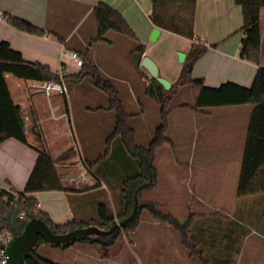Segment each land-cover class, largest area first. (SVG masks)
<instances>
[{"label":"crops","instance_id":"obj_1","mask_svg":"<svg viewBox=\"0 0 264 264\" xmlns=\"http://www.w3.org/2000/svg\"><path fill=\"white\" fill-rule=\"evenodd\" d=\"M99 2H105L120 12L133 29L139 43L145 45L143 54L132 53L133 42L125 36L126 40L120 48L122 55L115 58L118 65L113 69L115 72L122 70L125 74L122 81L129 80L133 84L131 88H137L142 95L143 99L138 103L141 115L146 110V105L157 102L145 94L148 80L153 76L144 67L137 66L135 56H150V37L156 27L161 31L160 36L167 32L154 25L149 17L152 8L150 0H0V12L20 17L46 30L41 36L30 34L12 26L6 17L0 18V42H9L26 60L48 66L53 73L62 71L76 77L83 69L67 53L81 52L89 46L92 51L94 45L100 44L113 47L121 37V34L111 31L107 34L106 41L97 40V24L92 12ZM263 17L264 10L261 19ZM242 25L243 11L235 0H197L195 39L179 35L186 40L180 51L186 53V58L193 45L207 47L193 65L190 73L192 80L202 79L209 87H219L228 82L246 87L253 85L259 66L240 57ZM261 64L264 67V29L261 37ZM183 67L182 65L179 76L169 80L172 85L181 76ZM6 81L14 102L22 108L31 145L14 138L0 144V188L19 192L25 189L38 158L35 148L44 147L53 157L72 149L58 168L61 167L62 173L65 168L68 169L65 175H61L66 190L41 191L30 195L39 200L40 208L55 223L64 224L73 220L91 223L97 218V208L104 197L98 191L105 188L100 176L94 172L98 164L90 167L89 162L105 155L107 150L110 151V156L113 147L117 145L121 161L114 164L108 162L107 172L114 166L119 167L121 173L126 172L125 170L136 172L141 166L125 154L121 136L115 133L116 117L108 116L109 113L112 114L111 110L115 112L110 108L108 92L92 75L67 83V94L54 93L51 96L39 87L38 81L22 80L11 74L6 75ZM135 91L132 89L134 97ZM98 97L103 99L101 103L97 102ZM94 104L98 106L93 107ZM159 107L161 109L160 105ZM253 108L252 104L203 108L208 109L202 112L208 118L202 120L200 125L206 130L207 137L213 135L221 157L214 165L217 168H212L215 173L213 177L201 175L195 178L192 175L191 181L195 178L194 188H202L199 192L206 197L195 195V199L191 200L195 207H191L189 202L188 213L181 223L185 226L182 230V244L172 243L174 232L170 228L166 230L167 233H163L167 244H155L154 238L157 239L160 234L142 228L140 223L133 232L135 261L144 263V260H148L150 264H264V193L246 197H239L237 194ZM97 113L100 116H96ZM101 149H105L102 155ZM155 159L156 154L154 161ZM79 162L81 169L76 174L75 167ZM70 171L74 174H70ZM210 181L218 185L204 187V183ZM221 183H230L229 194L227 190H219ZM151 184L143 187L141 194L147 188L155 189L156 184ZM147 197L150 202L153 200L151 194ZM152 216L150 223L161 225V221L153 213ZM166 226L170 227L169 224ZM77 245H82L85 249L90 246L76 243L69 249L79 247ZM99 258L101 259L100 256ZM76 261H80L77 264H86L85 259Z\"/></svg>","mask_w":264,"mask_h":264},{"label":"trees","instance_id":"obj_2","mask_svg":"<svg viewBox=\"0 0 264 264\" xmlns=\"http://www.w3.org/2000/svg\"><path fill=\"white\" fill-rule=\"evenodd\" d=\"M150 1L152 8L149 17L154 25L174 34L195 39L194 24L197 0ZM235 3L241 6L243 11V25L241 27L243 38L240 57L259 66L253 85L246 87L234 82H228L219 87H209L204 84L202 79L192 80L190 78L191 72L188 71V68L193 66L195 61L207 49V47H200L195 44L189 51L181 76L172 87L180 88L183 85L192 86L195 97V108L244 104L254 105L249 120L245 151L237 188L238 196L246 197L257 193H264V67L261 64V37L263 33L261 13L264 10V0H235ZM92 13L97 24V40L106 41L108 38L107 34L113 31L132 40L134 45L132 53L139 52L143 54L145 52V45L139 43L136 34L127 20L116 9L105 2H99L94 7ZM5 17L12 26L21 31L39 36L46 33L44 28L38 27L20 17L4 14ZM74 52H77L83 59V70L76 77L66 75L64 81L66 84H71L70 82L74 79L78 81L86 75H92L95 81L98 80L99 85L108 92L110 108L114 109L116 113L115 133H119L121 136L125 154L131 160H135L141 164L140 170L138 169V171L132 172L131 174L126 173L131 172V170H125L126 172L120 175L125 184L119 195V209L114 210L102 198L97 208V218L92 220L91 223L86 224L73 220L59 224L55 223L50 215L40 208L39 200L30 194L41 191L66 190L63 178L58 169V164L68 158L72 149L67 150L58 157H53L44 147H34L38 151V158L25 189L20 192V198L18 200L4 201L1 195L5 190L2 189L0 192V227L10 232L13 236L21 234L29 220L34 217L43 219L57 233H66L88 225H97L101 228L108 229L116 219L124 220L130 216L135 206V196L139 186L155 178L154 176L156 175L153 161L157 148L162 145L163 139H166L165 131L169 126L168 114L170 113L168 104L176 94L167 96V89L156 78L153 77L148 80L145 94L161 106L162 124L157 128L156 137L148 147L139 145L136 143V129L130 123L131 114L126 110L120 91L118 88H114L115 85L111 81H105L100 75V71L92 59L91 46L86 47L84 51ZM7 74H11L22 80L38 82L62 81L61 77L58 73H53L48 66L26 60L20 51L11 47L9 42H0V144L9 138H14L24 144L31 145L25 129L22 108L14 102L9 91L6 81ZM100 80L103 82H100ZM185 106L193 107L192 105L186 104L180 105L179 107ZM109 153L110 151L107 150L105 155L90 161L89 166L92 167L97 164V167L101 166L102 163L110 158ZM99 169L94 170V172L101 178ZM139 192L141 193V191ZM142 207L146 208L145 205ZM147 207L158 219L173 226L177 231L183 230L181 223L173 215L157 212L154 202H150ZM139 212L140 210H138L137 217L127 223L122 229H134L138 223ZM119 233L117 230L110 236L111 239L109 241H104L99 236H85L75 242L54 247L67 249L76 243L93 245L98 247L99 252H102V257H108L109 254L106 253V248L114 244ZM41 243L45 242L40 239ZM26 264L60 263L39 256L35 249L27 257Z\"/></svg>","mask_w":264,"mask_h":264},{"label":"rangeland","instance_id":"obj_3","mask_svg":"<svg viewBox=\"0 0 264 264\" xmlns=\"http://www.w3.org/2000/svg\"><path fill=\"white\" fill-rule=\"evenodd\" d=\"M142 7L146 9L145 6L142 5ZM147 10L148 9H146V11ZM263 19L261 20L262 27L264 29ZM120 36V39L113 47L112 45L110 46L106 44L94 45L92 50V59L100 71L102 78L105 81H111L116 87H118L121 98L126 106V110L129 114H131L130 123L133 128L136 129V143L148 147L156 137L157 128L162 124V108L160 109L157 103L146 105V110L140 115L138 103L141 101L142 95H140L136 90L135 98L132 92V89L135 88H131V85L133 87V84H131L129 80H126L125 82L122 81V78L125 77L122 70L119 72H115L113 70L118 65L116 63L118 60L115 58L119 57V55L121 57L122 50L120 48L123 45V41L126 40L125 36ZM150 40L149 57H151L158 64L162 72L161 76L171 81L174 80L175 76H179V73H181V66H184L187 59L185 58L184 61H182V57L180 55L182 45L186 40L179 35L168 31H165L162 36L154 42L152 41L151 35ZM191 67L193 70V66ZM164 72L165 75H163ZM166 94L167 96L176 95H174L171 102L168 104L170 113L168 115L169 127L165 131L166 139H163L162 145L157 148L156 152L154 166L157 175H155V178L151 179L147 183L150 185L151 181H153L151 184L153 186L156 184L157 176L158 180L155 189L147 188L143 191L144 193H138L139 203L142 206L145 204L147 209H139L140 212L137 219L138 223L134 229L118 230L120 233L117 235L114 244L106 248V253L109 254L108 257H102V252H99L98 247H92V245L88 246L89 248L87 249H85L86 247H82V245H77L79 247H75L73 249H61L47 243H41L36 247V253L39 256L60 264H77L80 263V261L76 260L82 259H85L86 264H150L151 262L148 260H144V263H139V261H135L134 258L135 253L132 248L135 244V235L133 232L139 227L140 223H142V228L151 229L153 232L160 234L157 239L156 237L154 238L155 244H167L165 242L166 237L163 233H167L166 230L168 228L174 232L172 243L174 245L182 244V231H177L171 225L170 227H167L166 225H168V223L163 222L160 219L159 222L161 221V225L156 226L150 223V218L153 216L152 212H150L147 207L150 203L147 196H149V194L152 195L153 200L151 202H154L157 212L171 214L178 219L180 223H182V219L188 213L189 202L190 205H192L191 207H195V204L191 202L192 199H195V195L206 197V195L204 196L202 192H199L202 188H194L196 176L206 175L213 177L215 173L212 171V168H217L214 167V165L221 160V157H219V152L216 149L217 142H214L213 135L207 137L206 130H203V127L200 125L202 120L208 118L204 115V113H202L208 109L195 108V97L192 86L183 85L180 88L171 87L169 90H166ZM98 99L99 101L96 99L97 102L103 100L101 97H98ZM149 102L151 103L152 101ZM185 104L192 105L195 109L188 108L186 106L179 108L180 105ZM97 106L98 104H94L93 107ZM111 112L112 114L110 115L109 113L108 116L116 117L115 112L112 110ZM98 114L99 113H97L96 116H100ZM104 150L105 149L100 150V155L105 152ZM76 151L78 152L77 147ZM118 152L119 146L115 145L110 158L105 161L104 165L96 168H100L99 171L102 178L101 184H103L105 188L102 189L103 191L99 190L98 194L100 196H104L103 198L107 204L114 210L119 209V195L125 183L121 178L122 176H120L123 173L120 172L119 167L114 166L111 168L110 172H107L106 164L108 162L109 164L119 163L121 159H119ZM60 165L62 164H59L58 168ZM80 169L81 165L79 162L78 166L75 167V173L79 174ZM59 170H61V167ZM67 170L68 169L65 168L64 173H62L61 170V175H65ZM126 173L131 174L132 172ZM70 174H74L73 171H70ZM192 175H195L193 181H191L193 178ZM210 182L204 183V187L209 185V187L212 188L218 185V183L214 181ZM220 187L221 189L219 190H227L228 194L231 192L230 183H221ZM116 220L118 222L122 221L120 219ZM182 227L184 228L185 226ZM102 238L104 241H109L111 239L110 236ZM91 256H93V258H91ZM103 258H110L111 260L105 261Z\"/></svg>","mask_w":264,"mask_h":264},{"label":"water","instance_id":"obj_4","mask_svg":"<svg viewBox=\"0 0 264 264\" xmlns=\"http://www.w3.org/2000/svg\"><path fill=\"white\" fill-rule=\"evenodd\" d=\"M160 34V29L156 27L152 32V41H156ZM180 55L182 61H184L186 53L180 52ZM135 62L137 66L144 67L151 76L156 78L164 86V88L169 90L172 87V83L167 78L160 75L159 66L151 57L137 54L135 56ZM191 70L192 67L190 66L189 72H191ZM148 186L149 183H144L139 186L135 196V206L130 216L120 222L115 220L112 226L108 229L101 228L97 225H88L66 233H57L54 232L43 219L39 217L32 218L26 224L23 232L19 235L13 236L10 240L7 247L9 255L7 264H26L27 257L31 255L40 244V239L49 245L58 246L75 242L79 238L85 236H111L117 230L122 229L127 223L133 221L137 217L140 207L138 192L141 191L143 187Z\"/></svg>","mask_w":264,"mask_h":264},{"label":"built area","instance_id":"obj_5","mask_svg":"<svg viewBox=\"0 0 264 264\" xmlns=\"http://www.w3.org/2000/svg\"><path fill=\"white\" fill-rule=\"evenodd\" d=\"M0 18H4V13L0 12ZM75 64L81 68L83 67V59L79 56L77 52H70L66 54ZM62 81H48L40 82L39 87L45 91L48 96H51L54 93L67 94L68 86L64 81V77L67 75L65 72H58ZM0 188V192H1ZM1 195V194H0ZM4 201L18 200L20 198V192L12 189H5V192L1 195ZM13 238V235L3 230L0 227V264H7L9 260V255L7 252V247L10 240Z\"/></svg>","mask_w":264,"mask_h":264}]
</instances>
